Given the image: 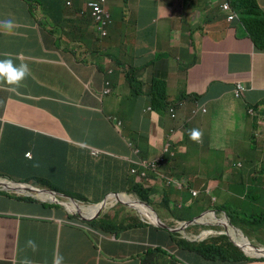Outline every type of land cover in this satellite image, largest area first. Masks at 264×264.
Wrapping results in <instances>:
<instances>
[{
	"label": "clouds",
	"instance_id": "1",
	"mask_svg": "<svg viewBox=\"0 0 264 264\" xmlns=\"http://www.w3.org/2000/svg\"><path fill=\"white\" fill-rule=\"evenodd\" d=\"M60 1L61 11L56 16L60 24H76L81 19L90 22L98 45L92 48L85 41L89 50L86 55L108 59L104 75L109 80L114 74L113 67L120 66L114 53L121 57L128 53L129 46L125 42L128 32L136 54L150 56L165 44L169 53L186 54L199 69L186 73L183 80L148 83L126 67L127 75L134 81L130 82L132 92L128 88L127 99L132 100L130 104L134 108L121 113L128 119V125L125 127L121 116L105 119L120 137H129L125 151L120 154L105 149L103 143L60 140L18 126L5 121L3 115L0 118V157L10 161V165L7 166L9 174L0 168V192H4L13 204L0 208V224L3 219L28 222V216L22 215L17 205H21L22 198H31L41 203L32 205L37 208L29 215L31 221L45 229L59 224L72 232L69 237L65 233L62 237L76 246L90 244L98 255L104 252L105 257L117 263L132 259L138 264H194L183 255L189 250L207 248L213 251L200 254L198 264H264V226H258V221L263 224L264 218V127L261 119L264 104L251 99V85L241 78L245 67L242 52L222 48L218 60H214V65L225 72V78L229 68H240L239 78L227 82L229 90L224 88L212 94L210 80L196 77L190 81L189 78L190 74L197 75L205 68L214 47L217 49L237 38H247L255 48H264V30L259 32L263 37L257 36L255 41L251 36L264 24V9L259 1ZM123 1L139 4L137 18L132 23H128L124 14V7L129 3ZM121 12L125 24L119 19ZM13 23L11 19L0 21L9 30ZM113 28L119 40L117 50L104 40L114 35ZM65 50L62 48L55 53L61 69L47 71L45 76L46 86L54 96H40L37 88L23 87L25 94L49 110L57 111L64 126L66 110L76 105L64 95L82 82L84 76L79 59ZM124 59L132 60V57ZM31 75L26 64L14 65L11 58L0 59V78L14 86L13 91L25 76L26 80ZM109 80L104 83L101 98L111 97L113 89ZM230 93L245 102L239 118L248 121L246 140L250 142V150L242 155L234 148L237 128L235 115L228 110L234 99ZM4 94L5 89L0 84V108L5 105L2 102ZM144 122L149 124L146 131L142 127ZM154 127L160 137L153 136ZM36 135L65 142L75 153L85 152L87 161L76 164L73 158H67L62 180L49 186L41 185L39 179L48 172L40 170L37 173L31 162H49L53 153L37 149V143L42 142L33 138ZM146 138L147 143L142 144ZM131 178L134 181H130ZM3 182L16 186L12 188ZM96 206V212L89 216L88 209ZM215 217L223 222L219 229L209 225V218ZM242 227L251 232L253 239L242 233ZM230 232L244 238L243 241L257 251L258 257L249 255L232 239ZM125 248H134L135 252L128 253ZM121 251L125 255L116 256ZM62 261L63 257L56 256L53 264H62Z\"/></svg>",
	"mask_w": 264,
	"mask_h": 264
},
{
	"label": "crops",
	"instance_id": "2",
	"mask_svg": "<svg viewBox=\"0 0 264 264\" xmlns=\"http://www.w3.org/2000/svg\"><path fill=\"white\" fill-rule=\"evenodd\" d=\"M118 1L120 0H111L114 3ZM258 1L264 9V0ZM60 2V0H42V3L46 5L43 7L39 6L42 5L39 2L32 0L37 15H29V20H27L25 11L28 16L29 8L25 9L19 0H0V21L6 19L14 21L10 30L0 24V59L11 58L14 65L24 63L32 74L26 80L25 76L15 86V91L12 90L14 86L0 78V84L5 89L2 97L5 105L0 108V118L4 115L3 119L7 122L32 128L60 140L90 144L103 143L105 149L120 154V151H125V142L129 137H120L105 119L110 116L119 118L123 111L129 112L134 108L133 104H130L132 100L124 99L130 94L128 88L129 90L131 88L132 92L130 82H134L127 75L126 67L128 66L138 79L148 83L153 80H166L167 82L172 79L183 80L186 73L189 74L199 68L197 63L186 54L169 53L165 44L150 56L136 54L128 32L125 42L128 43L129 50L124 57H132V60H125L118 53H114L120 66L119 68L113 67L114 74L109 80L104 75V66L108 64V59L95 54L86 55V52H89L88 46L96 48L98 45L90 22L81 19L76 24H60L56 21V16L61 11L58 7ZM9 10L15 11L14 15L8 16L6 13ZM62 48L66 49L65 52L74 54L84 70L82 82L74 85L64 95L66 100L76 104L66 110L67 115L64 118L67 123L65 126L60 121L62 117L57 111L49 110L23 91V87L28 86L37 88V94L40 96L55 95L47 88L45 76L47 71L61 69L55 53L62 51ZM222 48L242 52L245 67L242 68L244 73L241 78L251 85V99L264 104V48H255L254 43L247 38H237L226 46L220 45L217 49L212 48L214 53L210 58L218 60ZM229 69L228 77H220L218 84L213 83V74H207L204 77L210 80L212 94H218L224 88L229 90L227 82H233L234 79L239 78L237 72L240 68H234L237 71ZM106 80L111 82L113 92L111 97L101 98ZM230 94L234 97L232 93ZM241 109H245V102L234 97L232 106H229L228 110L235 115L234 125L237 128V135L234 139V148L239 155L246 154L250 150V142L246 140L248 121L239 118ZM261 119L263 128L264 112L261 114ZM142 127L146 131L149 124L144 122ZM241 127H243L242 131ZM152 133L153 136L160 137L155 127ZM37 149L51 152L50 147L44 143H37ZM209 221V225L215 228L219 229L223 226V222L217 220L216 217L209 218ZM241 230L247 236L245 227ZM63 233L66 237L72 234L70 230L59 224L43 229L34 221L3 219L0 224V264H53L56 256L63 257L62 264H138L132 259L122 263L109 260V257L104 256V252H101V256L98 255L90 244L74 245L70 240L62 237ZM125 249L128 253L135 252L134 248ZM124 255V251H121L116 256Z\"/></svg>",
	"mask_w": 264,
	"mask_h": 264
},
{
	"label": "trees",
	"instance_id": "3",
	"mask_svg": "<svg viewBox=\"0 0 264 264\" xmlns=\"http://www.w3.org/2000/svg\"><path fill=\"white\" fill-rule=\"evenodd\" d=\"M39 6H46L45 4L42 3V5ZM264 24L260 25L253 33H251V36L253 40H257L258 37H263V33L259 35V32L261 30H264ZM258 34V35H257ZM37 142H42L46 144L48 147H50L51 152L53 155L50 156L49 162H37V160H34L31 162V166L36 171L39 173L40 170H43L45 172H48L46 175H44L41 179H39V183L43 186H49L55 182H60L62 178L65 175L66 171V163H67V158H73L74 163L76 164H83L87 161V156L86 153L83 151H80L79 153H75L71 150L70 146L66 144L65 142L55 140L49 137L41 136V135H36L33 137ZM30 144H33L34 141H30ZM0 168H3L6 170L7 174H9V171L7 170V166L10 165V161H5L3 158L0 157ZM88 166H91V163H87ZM17 177V176H16ZM12 177V178H16ZM92 180V179H90ZM21 205H20V212L24 216H28L26 218V221H31V218H29V215L33 213L34 211L30 208L27 209L22 205H41L36 200H33L31 198H26V199H21ZM44 207L49 208V205H43ZM53 206L51 205V208ZM50 208V209H51ZM258 226L262 227L264 226V218H263V224L258 221ZM208 251H213L211 249H202V248H196L194 250H189L186 254L183 255L184 259L193 262L194 264H198V256L200 254H203L204 252Z\"/></svg>",
	"mask_w": 264,
	"mask_h": 264
},
{
	"label": "rangeland",
	"instance_id": "4",
	"mask_svg": "<svg viewBox=\"0 0 264 264\" xmlns=\"http://www.w3.org/2000/svg\"><path fill=\"white\" fill-rule=\"evenodd\" d=\"M35 1L36 2H39L40 4H42V0H35ZM123 2L126 3V4L129 3V6H125L124 7V11H125L124 14H125V16H127L128 20H129L128 23H132L137 18V10L136 9L138 8V5L139 4L132 5L131 4V1H123ZM21 4L24 6L25 9L29 8L28 16H27V13L25 11V16H26L27 20H29V15H32V14L37 15V10L33 8L32 1L22 0V3ZM13 12H15V11L9 10L8 13H6V14L8 16L14 15ZM122 15L123 14L121 12L119 14V19L120 20H121ZM121 22H122V24H125V22L123 23L122 20H121ZM113 32H114V35H112L109 38H105L104 40L107 42L108 45L113 46L115 48V50H117L118 45H119V40H118V36L115 33V28H113ZM210 56L211 55H208L209 58H210ZM209 58L207 60V64H206L205 68H203L197 75L190 74V77H189L190 78V81L191 80L193 81V79L196 78V77L199 78V79H203L207 74H213L214 75L213 82L216 83V82L219 81V77H221V76H223L225 74L224 71H221L220 69H218L214 65V60H209ZM125 60H128V59H125ZM46 62H47V60H46ZM128 98H129V95L125 97L126 100ZM125 113H128V112H125ZM121 120L124 122V124H126L125 127H127V125H128V119L126 118L125 115H122L121 116ZM147 141H148V138H146L142 144L147 143ZM130 181H134V179L131 178ZM170 195L172 197H174V193L173 192H171ZM188 201L189 200L187 199V202ZM11 204H13V203L9 200V198L7 197V195L4 192H0V208L8 207ZM17 206H18V208L20 210V205H17ZM22 206H24L27 209H30L31 208L33 211H35L36 208H37L36 206H32V205H22ZM89 214H94V213L92 211H89ZM43 229H45V228H43ZM245 230H246V228H245ZM250 233L251 232L249 230H246L247 236L250 237L251 239H253V237L251 236ZM258 239L259 240H262L260 236H258ZM258 243H259L258 241H255V244L256 245H258ZM168 257L169 256H165V258H168Z\"/></svg>",
	"mask_w": 264,
	"mask_h": 264
},
{
	"label": "bare ground",
	"instance_id": "5",
	"mask_svg": "<svg viewBox=\"0 0 264 264\" xmlns=\"http://www.w3.org/2000/svg\"><path fill=\"white\" fill-rule=\"evenodd\" d=\"M3 183H5V184H7V186H9V187H15L16 185H14V184H11V183H6V182H3ZM122 200L123 201H129L127 198H122ZM69 206V205H68ZM97 206L96 207H91V208H89L88 209V212L89 211H92L93 213H95L96 212V210H97ZM72 210H74V209H72ZM92 214H89V216H91ZM229 235L232 237V239L238 244V245H240L246 252H248L249 253V255H251V256H255V257H258V255H257V251H253L250 247H249V245L245 242V241H243V240H245L244 238H243V240L239 237V235H237V234H234V233H232V232H230L229 233ZM263 253H264V249H263V251H262Z\"/></svg>",
	"mask_w": 264,
	"mask_h": 264
},
{
	"label": "water",
	"instance_id": "6",
	"mask_svg": "<svg viewBox=\"0 0 264 264\" xmlns=\"http://www.w3.org/2000/svg\"><path fill=\"white\" fill-rule=\"evenodd\" d=\"M26 196H31V195H29L28 193H24Z\"/></svg>",
	"mask_w": 264,
	"mask_h": 264
},
{
	"label": "built area",
	"instance_id": "7",
	"mask_svg": "<svg viewBox=\"0 0 264 264\" xmlns=\"http://www.w3.org/2000/svg\"><path fill=\"white\" fill-rule=\"evenodd\" d=\"M97 9H99V7H97Z\"/></svg>",
	"mask_w": 264,
	"mask_h": 264
}]
</instances>
